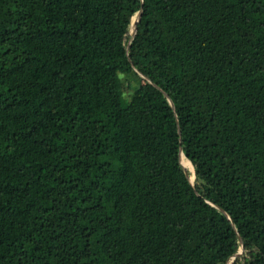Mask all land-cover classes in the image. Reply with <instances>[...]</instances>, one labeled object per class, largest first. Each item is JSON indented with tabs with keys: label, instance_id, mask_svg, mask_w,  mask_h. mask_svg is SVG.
<instances>
[{
	"label": "trees",
	"instance_id": "obj_1",
	"mask_svg": "<svg viewBox=\"0 0 264 264\" xmlns=\"http://www.w3.org/2000/svg\"><path fill=\"white\" fill-rule=\"evenodd\" d=\"M231 259L264 264V0H0V264Z\"/></svg>",
	"mask_w": 264,
	"mask_h": 264
},
{
	"label": "water",
	"instance_id": "obj_2",
	"mask_svg": "<svg viewBox=\"0 0 264 264\" xmlns=\"http://www.w3.org/2000/svg\"><path fill=\"white\" fill-rule=\"evenodd\" d=\"M141 5H142V0H141ZM141 14H142V9L140 8V10L137 12V14H136V17H135V19H134V21H133V23H132V28H131V36H133L134 34H135V32H136V24L138 23V21L140 20V18H141ZM129 43L130 42H128V44H127V50H128V48H129ZM135 71L137 72V70L135 69ZM140 76H142L143 78H145L143 75H141L140 73H138ZM165 93V92H164ZM165 95H166V97H167V99H168V101H169V103L171 104V106L174 108V105H173V102H172V100L169 98V96L165 93ZM179 132V131H178ZM180 133V132H179ZM181 156H183V153H182V150L180 149L179 150V163H180V165L182 166V164H181ZM182 168L184 169V171H185V174H186V176H187V178H188V180H189V182H190V184L191 185H193V182L190 180V176L187 174V172H186V169L182 166ZM218 209H220L226 216H227V218L230 220L231 219V217L229 216V214L225 211V210H223V209H221L220 207H218ZM233 224V223H232ZM234 226V225H233ZM240 242H241V240H240ZM241 251H243V246L241 245V247H240V250L236 253V254H234L232 257H234L235 255H238V254H240V252Z\"/></svg>",
	"mask_w": 264,
	"mask_h": 264
},
{
	"label": "rangeland",
	"instance_id": "obj_3",
	"mask_svg": "<svg viewBox=\"0 0 264 264\" xmlns=\"http://www.w3.org/2000/svg\"><path fill=\"white\" fill-rule=\"evenodd\" d=\"M122 86H123L124 95H128V90L126 88V81H124V85H122ZM232 261H233V259H231L228 264H231Z\"/></svg>",
	"mask_w": 264,
	"mask_h": 264
}]
</instances>
